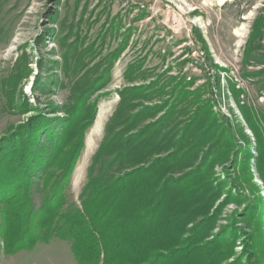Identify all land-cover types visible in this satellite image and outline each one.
<instances>
[{"label":"rangeland","instance_id":"obj_1","mask_svg":"<svg viewBox=\"0 0 264 264\" xmlns=\"http://www.w3.org/2000/svg\"><path fill=\"white\" fill-rule=\"evenodd\" d=\"M44 121L35 147L73 135L67 152L85 134L66 190L79 206L109 144L116 174L157 165L203 191L187 228L211 217L204 242L228 252L220 264H264V0H0V264H78L69 241L39 236L41 167L6 199L19 180L7 150Z\"/></svg>","mask_w":264,"mask_h":264},{"label":"trees","instance_id":"obj_2","mask_svg":"<svg viewBox=\"0 0 264 264\" xmlns=\"http://www.w3.org/2000/svg\"><path fill=\"white\" fill-rule=\"evenodd\" d=\"M44 123L34 127L32 137L23 136L20 131L16 143L7 150L15 152L9 155L8 164L19 176L17 182L10 181L13 192L6 198L8 201L22 195L24 185L31 187L33 182L28 177L37 169L41 167L43 172L40 175L47 191L40 207L41 239L57 237L69 241L78 264H220L228 257L219 241L204 242L211 217L187 228L206 204L203 191L197 192L194 182L163 181L164 173L157 165L116 174L114 162L106 163L102 158L109 144L100 147L89 167L81 206L70 200L66 190L85 146V134L67 152L73 135L58 142L57 135L48 134L47 141L35 147L34 143H38L34 138L40 135ZM250 128L259 140L256 128ZM76 131L75 128L73 134ZM131 154H124L129 163L135 160ZM258 155L263 161V150ZM136 162L144 160L139 158ZM52 165L61 172L48 173Z\"/></svg>","mask_w":264,"mask_h":264},{"label":"bare ground","instance_id":"obj_3","mask_svg":"<svg viewBox=\"0 0 264 264\" xmlns=\"http://www.w3.org/2000/svg\"><path fill=\"white\" fill-rule=\"evenodd\" d=\"M105 115H106V110L101 108L100 112H99V115L97 117L96 123L92 127V129H91V131L89 133L84 156H83L81 162L79 163V165L76 168V173H75L76 178L80 177L81 174L84 172V167H85V164L87 162V158L90 155V153L93 151V148H94V146L96 144V137L99 136V134L102 131Z\"/></svg>","mask_w":264,"mask_h":264},{"label":"crops","instance_id":"obj_4","mask_svg":"<svg viewBox=\"0 0 264 264\" xmlns=\"http://www.w3.org/2000/svg\"><path fill=\"white\" fill-rule=\"evenodd\" d=\"M99 114V113H98ZM97 119V118H96Z\"/></svg>","mask_w":264,"mask_h":264}]
</instances>
